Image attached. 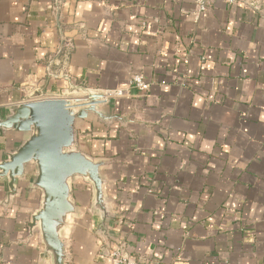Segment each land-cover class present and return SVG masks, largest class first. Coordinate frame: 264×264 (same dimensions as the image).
I'll list each match as a JSON object with an SVG mask.
<instances>
[{
  "label": "crops",
  "instance_id": "0c3cea01",
  "mask_svg": "<svg viewBox=\"0 0 264 264\" xmlns=\"http://www.w3.org/2000/svg\"><path fill=\"white\" fill-rule=\"evenodd\" d=\"M247 1L201 14L189 0H0V118L40 96L126 92L103 106L111 122L78 127L108 162L114 222L77 182L66 264H111L123 245L139 264H264V0ZM23 139L0 133V162ZM33 176L9 206L0 181V264H52L29 228Z\"/></svg>",
  "mask_w": 264,
  "mask_h": 264
},
{
  "label": "water",
  "instance_id": "95a60500",
  "mask_svg": "<svg viewBox=\"0 0 264 264\" xmlns=\"http://www.w3.org/2000/svg\"><path fill=\"white\" fill-rule=\"evenodd\" d=\"M103 94L84 98H50L17 104L0 118V133L21 134L23 143L0 162V181H7L4 206L18 195V182L29 173L30 189L41 193V208L31 218L30 229L39 225L44 256L52 264H66L69 256L66 233L80 219L74 186L81 181L93 193L91 212L104 228L113 225L114 214L103 176L106 160H98L79 146L78 127L91 117L109 123Z\"/></svg>",
  "mask_w": 264,
  "mask_h": 264
},
{
  "label": "built area",
  "instance_id": "2783aa9c",
  "mask_svg": "<svg viewBox=\"0 0 264 264\" xmlns=\"http://www.w3.org/2000/svg\"><path fill=\"white\" fill-rule=\"evenodd\" d=\"M189 1H192L198 5L199 12L201 14L205 13L212 4L218 1H224L230 7H235L239 5L255 7L254 3H252L251 1H247V0H189ZM131 88L144 91L149 88V85L145 83L141 75H135L131 80ZM125 94L126 92L123 90H116V91H107L104 96H105V99L108 100L110 98L123 97ZM43 99H46V98H43V96H40L36 100H43ZM125 249L126 248L123 245L115 249L111 253V264H139L138 262L131 260L128 257Z\"/></svg>",
  "mask_w": 264,
  "mask_h": 264
},
{
  "label": "rangeland",
  "instance_id": "374dc122",
  "mask_svg": "<svg viewBox=\"0 0 264 264\" xmlns=\"http://www.w3.org/2000/svg\"><path fill=\"white\" fill-rule=\"evenodd\" d=\"M79 183H81V185H78V187H79V186H82V187L85 186L83 182L79 181ZM78 187H77V188H78ZM77 188H76V189H77ZM77 191H78V190H77ZM78 195H79V197H80V192H78Z\"/></svg>",
  "mask_w": 264,
  "mask_h": 264
},
{
  "label": "trees",
  "instance_id": "16d2710c",
  "mask_svg": "<svg viewBox=\"0 0 264 264\" xmlns=\"http://www.w3.org/2000/svg\"><path fill=\"white\" fill-rule=\"evenodd\" d=\"M0 149H3V146L0 145Z\"/></svg>",
  "mask_w": 264,
  "mask_h": 264
}]
</instances>
